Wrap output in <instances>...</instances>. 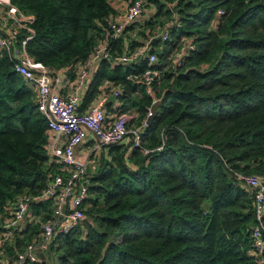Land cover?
Masks as SVG:
<instances>
[{
    "label": "trees",
    "instance_id": "1",
    "mask_svg": "<svg viewBox=\"0 0 264 264\" xmlns=\"http://www.w3.org/2000/svg\"><path fill=\"white\" fill-rule=\"evenodd\" d=\"M9 1L33 16L26 49L51 72L86 63L109 42L82 105L111 83L138 126L164 95L139 147L117 143L92 155L85 219L29 264H259L254 193L236 173L264 177V0H147L151 15L139 35L169 27L166 40L150 41L152 64L115 61L143 41H128L126 30L108 36L111 0ZM184 43L193 49L176 66ZM13 63L0 51V232L13 203L41 193L60 169L35 88ZM31 212L38 221L15 229L0 264L40 236L51 203L34 202Z\"/></svg>",
    "mask_w": 264,
    "mask_h": 264
},
{
    "label": "built area",
    "instance_id": "2",
    "mask_svg": "<svg viewBox=\"0 0 264 264\" xmlns=\"http://www.w3.org/2000/svg\"><path fill=\"white\" fill-rule=\"evenodd\" d=\"M147 0H129L123 13L113 14L108 19V36L118 38L136 17L146 12ZM220 14L223 11H219ZM33 16L21 11L9 0H0V51L7 53L14 62V70L36 91V105L47 120L51 132L49 154L60 165L45 189L37 195H25L18 198L10 209V216L2 223L0 247L11 240L16 228L22 227V221H32L31 205L34 202L51 203L50 217L40 221V236L28 242L24 249L16 255L11 264H29L37 262L55 237L67 233L77 227L84 219V204L88 198L90 179L87 171L92 155L101 148L117 144L131 143V147L140 145V129L145 121L138 126H130L129 118L124 113L106 115L98 104H90L85 111L79 110L80 99L77 92L64 95L58 91L60 78L39 62L29 57L26 46L33 38ZM169 27L163 26L156 34L148 38L135 49L115 57L116 62L134 63L146 60L152 64L157 60L151 52L150 41L159 37L166 40ZM193 49L190 43H184L173 57L172 62L179 66L186 52ZM109 42L100 43L92 52L86 63L79 65L76 79V90L88 76V67L100 59L110 56ZM115 88V87H114ZM118 96L120 90L114 89ZM157 100L154 99L153 102ZM152 102V103H153ZM151 114L150 109L147 117ZM90 132L96 137V145L92 151L80 158L75 152L84 134ZM149 150H144L146 154ZM239 180L254 193V210L257 224L252 229L253 248L251 253L262 263L264 251V177L256 174L236 173ZM38 221V218L35 219Z\"/></svg>",
    "mask_w": 264,
    "mask_h": 264
},
{
    "label": "crops",
    "instance_id": "3",
    "mask_svg": "<svg viewBox=\"0 0 264 264\" xmlns=\"http://www.w3.org/2000/svg\"><path fill=\"white\" fill-rule=\"evenodd\" d=\"M128 1L129 0H112L111 1V5L115 9V15L123 13L125 11ZM150 15H151V12L149 9H147L144 14L136 17L135 20L126 27L125 37L128 41L131 42L134 40L140 43L143 41L141 43L143 44L147 40V39H143V37L139 35L138 31L142 29V24L145 23V21L150 18ZM132 24H134V27ZM96 63L97 62H95L92 66L88 67V76L85 79V81L80 85V87L77 88V90H76V84H77L76 79H77V73L79 70V67H78L79 65H76L70 69H58L56 71H53V73L58 74V77L60 78V82L58 84L59 93L68 95V94L77 92L79 99H80V105H79L80 111H85L87 107L92 103L93 104L98 103L104 109L107 116L124 113L129 118V125L137 126L135 125V122H134V120L137 118V112L135 111V109H132V108H127L126 110H123L121 108L123 103L120 100H118L116 96L114 95L113 92L116 87L114 88L111 83L104 82L103 84H101L99 87V90H100L99 93L96 96H94V98L89 103L82 105L83 96L86 90L88 89L89 82L92 79L93 68L96 65ZM107 86L110 87L108 92L104 90L107 88ZM118 89L120 90V88ZM51 135L52 134H50V137ZM96 143H97L96 137L92 135L90 132H87L84 134L82 141L76 147L75 152L78 156H80V158H83L84 156H86L92 151V148L96 145ZM103 148H106V147H103ZM103 148H101V150ZM101 150L96 154H99ZM92 160H93L92 161L93 163H91V165L89 166L90 169H94V167L96 166L95 165L96 163L94 162L96 160L95 159H92ZM23 223H25V221H22L21 224Z\"/></svg>",
    "mask_w": 264,
    "mask_h": 264
},
{
    "label": "water",
    "instance_id": "4",
    "mask_svg": "<svg viewBox=\"0 0 264 264\" xmlns=\"http://www.w3.org/2000/svg\"><path fill=\"white\" fill-rule=\"evenodd\" d=\"M163 96H164V95H162L161 98L155 100V101L152 103V105H151V107H150V112H151V114L146 118V120H145V123H146V124H149V123L151 122L152 117H153V116L155 115V113H156L157 106L161 103Z\"/></svg>",
    "mask_w": 264,
    "mask_h": 264
},
{
    "label": "rangeland",
    "instance_id": "5",
    "mask_svg": "<svg viewBox=\"0 0 264 264\" xmlns=\"http://www.w3.org/2000/svg\"><path fill=\"white\" fill-rule=\"evenodd\" d=\"M112 1V0H111Z\"/></svg>",
    "mask_w": 264,
    "mask_h": 264
}]
</instances>
